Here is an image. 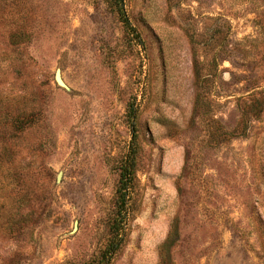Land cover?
I'll list each match as a JSON object with an SVG mask.
<instances>
[{
  "label": "rangeland",
  "instance_id": "obj_1",
  "mask_svg": "<svg viewBox=\"0 0 264 264\" xmlns=\"http://www.w3.org/2000/svg\"><path fill=\"white\" fill-rule=\"evenodd\" d=\"M0 264H264V0H0Z\"/></svg>",
  "mask_w": 264,
  "mask_h": 264
},
{
  "label": "trees",
  "instance_id": "obj_2",
  "mask_svg": "<svg viewBox=\"0 0 264 264\" xmlns=\"http://www.w3.org/2000/svg\"><path fill=\"white\" fill-rule=\"evenodd\" d=\"M119 1L122 2V0H119ZM123 22H124V25L126 27L130 28V25L126 19H123ZM130 30L132 31L133 29H130ZM132 175H133V172L130 168L128 169V166H124L122 168L121 173H120V181H119V187H118L117 193H118V213H119L118 216L121 217V215H122L123 219H127L128 215L131 213L130 211H127L128 209H126V208H127V204H128L127 201L129 200V197H128V191H129L128 190V181ZM121 224H123V223L121 221H119V225H121ZM117 229H118V227L117 228L113 227V230H112L114 238L109 243V246H111V247H109L107 249V257L108 258L113 256L116 249L118 247H120V245L124 241L123 234L121 233V228L118 230Z\"/></svg>",
  "mask_w": 264,
  "mask_h": 264
},
{
  "label": "water",
  "instance_id": "obj_3",
  "mask_svg": "<svg viewBox=\"0 0 264 264\" xmlns=\"http://www.w3.org/2000/svg\"><path fill=\"white\" fill-rule=\"evenodd\" d=\"M55 81H56V83H57L58 85L63 86V83H62V81H61V79H60V74H59L58 71L56 72V75H55Z\"/></svg>",
  "mask_w": 264,
  "mask_h": 264
}]
</instances>
